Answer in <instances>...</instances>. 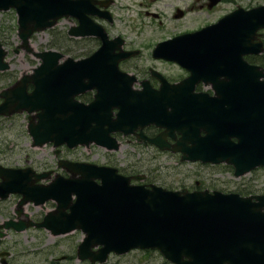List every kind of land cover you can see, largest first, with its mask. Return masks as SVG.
I'll use <instances>...</instances> for the list:
<instances>
[{
    "label": "water",
    "instance_id": "95a60500",
    "mask_svg": "<svg viewBox=\"0 0 264 264\" xmlns=\"http://www.w3.org/2000/svg\"><path fill=\"white\" fill-rule=\"evenodd\" d=\"M112 2L0 0V10L16 8L22 39L19 46L33 52L31 35L54 26L63 16L78 20V24L69 29L71 36L101 35L107 41L104 28L95 23L92 16L99 11L97 4L108 7ZM105 12L101 14L109 16ZM260 28H264V4L242 14L236 11L188 36L216 37L225 41V45L236 44L243 48L245 41L256 37ZM220 50L222 54L212 59L227 56L223 48ZM34 53L43 63L34 74H24L15 85L0 93L4 98L0 115L39 111L36 116L40 120H31L29 124L34 145L54 141L56 145L67 143L73 147L95 141L117 147L103 125L112 123L113 128L121 130L133 126L135 123L125 117L137 114L146 103L140 97L134 102H125L117 96L119 92L104 86L91 104L75 100L76 94L93 88V69L100 70L108 56L101 57L97 52L78 60L68 57L59 64L63 56L60 52ZM6 54L0 43V70L10 67L4 60ZM198 55L191 54L194 62ZM239 74L233 73L229 81L220 82L222 90L215 99L222 111L220 123L210 125V134L204 138H199L195 132L194 146L190 149L195 153L186 157L207 160L215 155L214 162L233 164L237 176L264 165V72L252 71L251 76ZM29 82H36L32 92L28 91ZM102 99L119 102L118 118L112 119V106H106ZM232 137H237L238 141ZM110 141L113 145H109ZM61 164L72 176H58L48 185H37L33 181V175L36 180L49 177L47 172L36 174L29 168L0 165L1 198L21 193L20 207L29 201L36 204L49 199L57 201V208L48 212L40 223L22 220L7 222L6 226L22 230L38 225L51 229L54 234L81 228L86 237L78 255L81 259L89 258L91 264L105 262L111 252L124 254L134 248H158L176 264H264V194L241 196L221 191L146 188L132 185L129 178L115 168L84 162L62 161ZM73 195H76L75 200ZM96 246H100L97 251L93 250Z\"/></svg>",
    "mask_w": 264,
    "mask_h": 264
},
{
    "label": "flooded vegetation",
    "instance_id": "af4514ba",
    "mask_svg": "<svg viewBox=\"0 0 264 264\" xmlns=\"http://www.w3.org/2000/svg\"><path fill=\"white\" fill-rule=\"evenodd\" d=\"M226 1L218 0L216 4H213V0H208L206 6L208 9H214ZM229 1L234 6L222 16L229 14L237 7L243 6L235 0ZM244 7L249 8L251 6ZM175 11L172 14L174 20L185 18L188 14L186 9H181L178 13ZM136 14L139 18L146 15L150 19L148 21L143 19L107 21L98 15L95 16V19L105 26L109 40L114 41L107 49L113 54L121 56L118 61V73L113 76L112 82L106 78L105 87L107 90L119 92L117 96H121L125 102H134L140 97L146 103V107L141 108L137 114L125 117L129 122L135 123L131 132L125 134L124 131H111V135L119 141L118 149L106 148V150L114 152L125 146V148L133 149L139 157L135 159L130 156V151V155L123 154L122 158L113 159L111 156V160L107 164L117 167L120 173L129 176L131 182L135 184H143L149 187L159 185L170 189L190 187L189 184L193 181V164L198 163L201 167L212 166L216 169L221 164L193 162L187 160V156L185 160L183 158L185 153L181 149L194 146L192 138L196 131L199 138L206 137L210 134V125L214 123L219 125L218 119L221 117L222 111L215 109L211 99L216 91L222 90L217 83L229 81V75H232L236 69L239 73L242 71L250 73L254 69L264 70V51L258 53L256 51L257 46L254 45V52L241 53L242 47L221 46L215 39H206L205 47L197 46L193 43L192 38L178 37L179 33L191 30L168 34L170 30L161 19H158L161 17L159 12H141L138 10ZM102 45V39L93 36V53ZM201 48L204 50H199ZM221 48L224 49L229 59L225 61L212 59L222 54ZM248 48V46H244V49ZM250 49L252 51L251 46ZM194 52L199 54L197 62H194L191 57ZM10 70L0 71V92L18 80ZM34 88V83L29 82V91ZM96 93L97 88H93V90L79 95V98L88 103L96 98ZM197 93H205V95L199 96ZM2 100L0 97V102ZM111 104L114 105L112 106V118L114 119L120 111V104L117 100H113ZM34 113L25 112L30 122L38 119L33 116ZM15 116L17 114L0 118H14ZM195 123H198L197 128ZM103 128L110 129L111 125L104 124ZM69 149L71 148L62 145L55 151L58 156L57 167L59 171L62 170L61 173H65V170L59 168L60 159L65 158V156L60 153L61 151H69ZM126 151L128 153L129 150ZM27 166L33 167L38 172L50 170L45 161V156L36 158L33 163ZM184 166L188 168L183 169ZM179 178L185 181L189 179L191 183H178ZM209 179L215 180V178L206 177V180ZM204 183L202 177L195 178L194 185L196 187L194 188L198 190L216 189L212 188L210 184L205 186ZM21 197L20 194H13L7 199H0V209L3 201L10 204L11 199H18L14 201L17 203L15 206L12 204L8 207V209L12 208L13 210L12 216L2 218L3 221H0V264H31L33 262L32 257L30 258L32 252L29 253L25 241L19 240L18 235L34 230L35 227L19 230L14 226H6L7 222L22 220L39 222L42 220L39 218L31 219L26 216L27 205L32 203L26 204L25 209L20 211L18 202ZM33 206L38 207L39 205L33 203ZM30 239L31 236L27 235L26 241H30ZM61 258L69 260L71 256L64 255ZM58 259L54 262L56 263Z\"/></svg>",
    "mask_w": 264,
    "mask_h": 264
},
{
    "label": "rangeland",
    "instance_id": "374dc122",
    "mask_svg": "<svg viewBox=\"0 0 264 264\" xmlns=\"http://www.w3.org/2000/svg\"><path fill=\"white\" fill-rule=\"evenodd\" d=\"M208 0H114L111 10L114 18L118 21L139 20L148 21L150 17L143 15L137 17L136 12L140 10L157 11L161 14L163 24L170 30L168 34L183 30L201 29L207 25L215 23L225 12L230 10L234 4L227 0L224 4L214 9H208L206 2ZM243 6H255L264 4V0H235ZM176 8L188 10V14L182 19H173V12ZM217 19V20H216ZM73 18L61 19L55 27L45 31L37 32L31 39L32 45L37 50L48 49L53 46L62 52H68L75 58L84 57L93 52V39L70 38L67 31L76 24ZM195 29V30H196ZM0 37L5 40L10 49L8 60L11 62V72L17 79L23 74L30 72L32 68L39 64L40 60L20 49L18 54L13 49L18 47L21 39L18 35L17 14L14 9L6 12H0ZM1 85V82H0ZM29 120L27 114L20 113L14 118H0V163L6 166H27L34 162L36 158L45 156L50 170L58 169L57 150L53 144L49 143L42 147H34L32 136L28 131ZM129 150L128 153L126 150ZM131 151V155H130ZM65 158L72 160H88L97 163H108L113 159L122 158L123 154L130 155L137 159L139 155L131 148L125 146L119 151L110 152L106 148L91 145V147H80L61 151ZM193 181L179 178L178 183H191L194 187V179L202 177L204 185H212L214 188L226 191H255L254 193H264V167L257 168L244 176H235L233 167L220 166L218 169L207 166L201 167L198 163L193 164ZM225 165V164H222ZM188 168L187 166L182 167ZM57 172H62V170ZM65 172V171H64ZM206 177L215 178V180H206ZM18 199H11L10 204L3 201L0 209V221L2 218L12 216V208ZM55 207V202L50 200L45 206H33V203L27 205V214L31 219H43V216ZM34 230L22 232L18 239L25 241L27 250L32 252L31 264H90L88 259L82 260L78 257V245L83 240L85 233L82 230H74L65 235L53 236L51 232L44 228H33ZM30 235V241H26V236ZM33 235V236H32ZM96 249V248H94ZM64 255L71 256L68 259H62ZM61 258V259H58ZM58 259L55 263L54 261ZM44 260V261H43ZM97 264H171L164 256L155 249H134L126 254H111L106 262Z\"/></svg>",
    "mask_w": 264,
    "mask_h": 264
}]
</instances>
